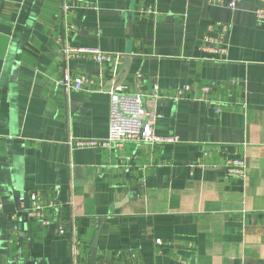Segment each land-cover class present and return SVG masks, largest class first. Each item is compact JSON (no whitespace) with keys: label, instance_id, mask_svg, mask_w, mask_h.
Returning a JSON list of instances; mask_svg holds the SVG:
<instances>
[{"label":"crops","instance_id":"obj_1","mask_svg":"<svg viewBox=\"0 0 264 264\" xmlns=\"http://www.w3.org/2000/svg\"><path fill=\"white\" fill-rule=\"evenodd\" d=\"M258 7L0 0V264H264ZM220 24L226 52L201 48ZM80 49L117 57L100 64ZM64 74L102 90L66 92ZM154 84V133L176 140L67 144L107 137L110 88ZM231 158L244 159V178L226 175Z\"/></svg>","mask_w":264,"mask_h":264},{"label":"built area","instance_id":"obj_2","mask_svg":"<svg viewBox=\"0 0 264 264\" xmlns=\"http://www.w3.org/2000/svg\"><path fill=\"white\" fill-rule=\"evenodd\" d=\"M212 6L227 7L234 9L240 0H206ZM69 5L63 4L62 12H67ZM257 22H264V8L258 7L254 10ZM221 32L215 38L208 35L203 36L200 43L201 48L211 47L220 54H224L227 49V39L229 27L227 24H220ZM209 29L212 26L208 27ZM78 52H89L93 54L95 60L103 64L116 58L117 55L101 52L97 49H80ZM67 52V50H65ZM92 77L83 74L69 76L64 74L57 80L56 84L61 86L66 92L71 90L93 91L102 90L101 85H94ZM158 85L154 84L147 93H132L123 90L120 86H114L109 90V112H108V134L103 140L78 139L72 142L69 137L67 144L71 147H102V148H121L125 143H141L153 141H174L176 138H162L154 133V124L160 117L157 111L159 99ZM225 173L228 177L244 178L246 176V165L243 158H231L226 160L224 165ZM23 201V197H20ZM32 214V212H29ZM73 256H75V244L70 246Z\"/></svg>","mask_w":264,"mask_h":264},{"label":"water","instance_id":"obj_3","mask_svg":"<svg viewBox=\"0 0 264 264\" xmlns=\"http://www.w3.org/2000/svg\"><path fill=\"white\" fill-rule=\"evenodd\" d=\"M19 208V206H18ZM20 209V208H19ZM98 234H99V228H97L95 230L94 236H93V240H92V252H91V260L94 258V253H95V249L97 246V239H98Z\"/></svg>","mask_w":264,"mask_h":264}]
</instances>
